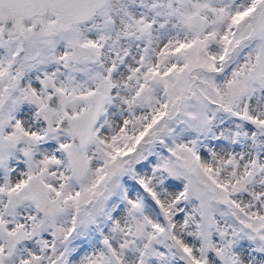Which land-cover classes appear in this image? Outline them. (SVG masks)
Instances as JSON below:
<instances>
[{
  "label": "snow or ice",
  "instance_id": "1",
  "mask_svg": "<svg viewBox=\"0 0 264 264\" xmlns=\"http://www.w3.org/2000/svg\"><path fill=\"white\" fill-rule=\"evenodd\" d=\"M0 264H264V0H0Z\"/></svg>",
  "mask_w": 264,
  "mask_h": 264
}]
</instances>
